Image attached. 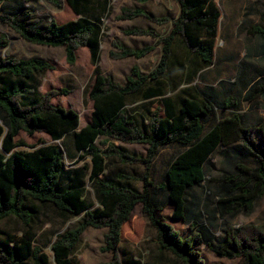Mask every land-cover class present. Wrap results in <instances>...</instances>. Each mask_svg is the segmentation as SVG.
I'll return each mask as SVG.
<instances>
[{
  "label": "trees",
  "instance_id": "trees-1",
  "mask_svg": "<svg viewBox=\"0 0 264 264\" xmlns=\"http://www.w3.org/2000/svg\"><path fill=\"white\" fill-rule=\"evenodd\" d=\"M32 0H0V23L9 27L24 41L50 48H64L66 61L74 65L77 51L88 48L91 61H99L101 26L95 21L81 18L58 24L54 19L37 17L26 7ZM57 9L59 0H45ZM146 4L152 0H135ZM180 14L173 21V28L166 37H160L152 29L134 28L127 35L150 36L155 45L131 49L115 41L118 52H111L114 60L141 59L162 45L161 60L155 70L143 74L138 66L131 69L124 85L117 84L100 70L94 74L89 97L93 102L91 123L78 131L79 114L73 109L55 106L51 102L66 90H52L37 101L25 103L24 99L33 89L24 83L8 84L6 79L30 80L36 75L54 70V66L43 59L0 60V221L15 217L26 227L32 221V212L26 207L29 199L53 204L58 210L72 216L83 215L75 228L59 235L52 245L56 264H75L71 256L80 243L82 235L89 229H106L103 252H111L113 259L102 264H122L119 256L123 226L130 220L137 205L157 233L159 249L173 255L180 264H205L197 244L205 245L220 258L237 260L238 264H264V224H246L235 228L228 225L225 239L218 245L215 236L203 224L201 211L194 215V204L188 201V193L206 180L205 166L219 147L241 143L254 156L256 166L238 163L235 172L220 179L217 210L220 216L251 212L257 200L264 196V122L255 126H244L242 115L234 113L214 125L205 134L203 117L214 116V101H203L196 97H185L174 101L164 97L163 80L167 77L173 56V46L179 37L187 51L194 55L201 67L214 63V50L218 37L221 11L216 0H178ZM74 13L82 15L83 0H68ZM143 17L150 22L164 25L170 18H157L140 8H122L118 20L132 21ZM264 42V29L254 27ZM7 45L0 40V48ZM264 57V49L262 51ZM191 77L187 82H192ZM246 101L264 98V73L257 82L244 83ZM163 98V107L148 113L146 130H143L128 105L140 100ZM225 109L236 107L233 99L224 102ZM43 133L52 140L67 145L72 138L70 154L73 159L90 157L93 163L90 181L94 183L100 209L92 211L84 199V189L69 185L61 188V179L66 173L64 152L58 144L40 147L32 152H18L23 145L16 142L18 135ZM144 144L148 146L146 157L128 153L114 144ZM178 144L187 149L171 164L162 190L174 205L175 220H190V235L181 234L160 217L165 207L159 204L152 192L151 170L153 162L163 146ZM116 158L127 165H142L140 176L124 177L142 183L139 192L131 186L106 182L101 176L106 171L108 160ZM35 235L29 229L22 237L0 245V264H50L48 256L34 245Z\"/></svg>",
  "mask_w": 264,
  "mask_h": 264
},
{
  "label": "rangeland",
  "instance_id": "rangeland-1",
  "mask_svg": "<svg viewBox=\"0 0 264 264\" xmlns=\"http://www.w3.org/2000/svg\"><path fill=\"white\" fill-rule=\"evenodd\" d=\"M62 7L57 9L45 0H32L26 7L37 17L54 19L58 24L86 18L101 26L99 61L93 65L88 48L77 51V61L70 65L66 61L64 48H50L24 41L9 27L0 23V40L7 45L0 48V60L13 57L15 59H43L54 66V70L36 75L30 80L8 77V84L24 83L33 89V93L24 99L25 103L37 101L42 95L52 90H66L68 94L60 95L52 100L55 106L73 109L79 114L82 129L90 123L93 102L89 93L94 82V74L98 69L111 77L117 84L124 85L131 69L138 66L143 74L155 70L161 60L162 45L156 46L148 56L136 59L126 58L114 60L111 52H118L114 42L118 41L131 49H141L144 46L155 45L157 40L150 36L127 35L126 31L134 28L152 29L160 37L170 34L175 21L180 14L178 0H152L146 4H139L135 0H83L82 15L74 13L68 0H59ZM221 11L218 27V37L214 50V63L209 67H201L199 60L190 54L182 40L178 37L173 46V56L167 77L163 80L166 91L164 97L179 101L185 97H196L203 101L206 98L214 101L215 115L203 117L206 133L219 121L230 117L234 113L242 115L244 126L250 127L264 122V98L246 101L244 83L257 82L259 75L264 73V57L262 51L264 42L259 34L253 32L258 26L264 29V0H216ZM122 8H140L157 18L168 17L172 22L158 25L140 17L132 21L118 20ZM193 78L192 82L187 81ZM140 100L128 105L131 114L139 126L146 130L148 113L157 107H163V98ZM233 99L236 107L225 109L226 100ZM16 142H23L15 151L32 152L51 143V138L43 133L28 135L21 132ZM69 148L61 142L64 152L66 173L61 179V188L69 185L84 189V199L92 211L100 209L99 198L94 183L90 181L93 166L90 157L79 159L75 155L70 159L72 138L66 140ZM114 144L125 149L128 153L146 157L148 146L144 144H125L114 141ZM59 145V144H58ZM187 148L178 144L163 146L153 162L151 182L153 195L165 209L160 217L173 226L183 238L190 235V220L192 215L201 211L203 224L215 236L218 245L225 239V229L228 225L238 228L246 224H264V196L257 200L251 212H241L235 216H220L217 210L218 189L220 179L225 174L235 172L238 163L255 167L254 156L243 144L234 143L228 147H219L205 166L206 180L194 187L187 195L188 201L194 204V213L189 214L188 220H175L174 205L168 200L162 190L167 179V172L175 159ZM142 165H127L113 158L107 161L106 171L101 178L106 182H115L131 186L137 191L142 190V183L122 179L120 176L133 177L144 173ZM26 207L32 212V221L26 227L15 217H8L0 221V245L12 238H20L27 230L35 235L34 245L41 248L50 264H56L52 245L59 235L78 226L83 215L72 216L58 210L53 204L42 203L29 199ZM142 206L137 205L130 220L123 226L121 243L118 251L122 264H180L168 252L159 249L157 233L151 227L147 218L142 214ZM106 229L89 228L81 237L80 243L71 256L75 264H102L113 259L111 252H103ZM196 249L201 253L205 264H238L237 260L220 258L205 245L197 244ZM32 264V262H30Z\"/></svg>",
  "mask_w": 264,
  "mask_h": 264
},
{
  "label": "water",
  "instance_id": "water-1",
  "mask_svg": "<svg viewBox=\"0 0 264 264\" xmlns=\"http://www.w3.org/2000/svg\"><path fill=\"white\" fill-rule=\"evenodd\" d=\"M0 124H1V121H0ZM80 129H78V131H79ZM61 142L62 141H56V140H52L51 139V143L50 144H48V145H51V144H59V146H60V144H61ZM47 146V145H46ZM61 147V146H60ZM55 257V256H54Z\"/></svg>",
  "mask_w": 264,
  "mask_h": 264
},
{
  "label": "crops",
  "instance_id": "crops-1",
  "mask_svg": "<svg viewBox=\"0 0 264 264\" xmlns=\"http://www.w3.org/2000/svg\"><path fill=\"white\" fill-rule=\"evenodd\" d=\"M92 113H93V112H92ZM91 120H92V117H91ZM90 123H91V121H90ZM90 123H89V124H90ZM87 125H88V124H87ZM87 125H86V126H87ZM80 130H81V129H80ZM92 167H93V166H92ZM92 167L90 168V171L92 170Z\"/></svg>",
  "mask_w": 264,
  "mask_h": 264
}]
</instances>
